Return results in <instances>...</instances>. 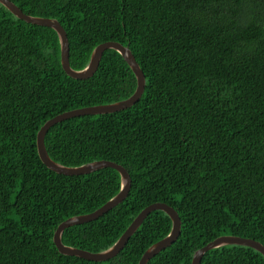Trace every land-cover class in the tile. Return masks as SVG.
Listing matches in <instances>:
<instances>
[{
	"label": "trees",
	"instance_id": "1",
	"mask_svg": "<svg viewBox=\"0 0 264 264\" xmlns=\"http://www.w3.org/2000/svg\"><path fill=\"white\" fill-rule=\"evenodd\" d=\"M24 12L58 19L70 64L93 49L127 45L145 77L131 107L54 124L50 156L65 165L108 159L132 178L128 196L63 242L90 251L111 246L148 205L165 202L181 234L147 264H191L223 234L264 244V0H12ZM137 78L115 49L90 77L69 76L57 31L0 3V264H138L172 220L151 211L125 247L103 261L59 251L53 237L70 216L92 212L121 188L118 170L65 175L40 158L37 133L57 114L130 97ZM201 264H264L253 247L206 251Z\"/></svg>",
	"mask_w": 264,
	"mask_h": 264
},
{
	"label": "water",
	"instance_id": "2",
	"mask_svg": "<svg viewBox=\"0 0 264 264\" xmlns=\"http://www.w3.org/2000/svg\"><path fill=\"white\" fill-rule=\"evenodd\" d=\"M4 6H6L15 16L23 19L27 22L39 25H45L54 28L60 39L61 46V64L65 72L74 78L85 79L92 76L98 69L102 56L106 49L112 48L117 50L127 61L131 69L133 70L137 78V87L134 93L125 99L115 102L97 104L92 106H84L74 108L57 114L56 116L47 120L39 129L37 133V149L42 161L51 169L58 173L65 175H80L88 174L99 170L104 167H112L119 171L121 176V188L120 191L109 199L102 206L96 210L85 213L73 215L62 221L54 233V243L59 251L66 255H74L85 258L87 260L103 261L116 256L128 243L130 237L140 227L146 216L153 210L160 209L165 211L172 220V227L170 232L160 240L149 246L142 255L138 264H147L149 260L158 254L160 251L171 245L181 234V217L178 211L171 205L165 202H154L146 206L126 228L123 234L109 247L100 251H90L76 246L67 245L63 242V234L67 227L82 224L85 222L97 219L99 216L108 212L113 207L121 203L129 194L132 184V178L129 171L122 165L115 161L108 159L93 160L77 166H69L54 160L46 147L45 137L49 129L56 123L75 116L87 115V114H102L110 113L118 110L126 109L134 105L142 96L145 85V74L135 58L132 50L129 46L115 40H108L98 44L92 51L90 61L82 69H75L70 64V44L67 32L61 22L56 18H50L45 16H37L24 12L15 2L12 0H0ZM228 244H240L255 248L264 255V244L254 238L235 235V234H223L202 248L198 249L192 259L191 264H201L203 255L206 251L216 248L222 245Z\"/></svg>",
	"mask_w": 264,
	"mask_h": 264
},
{
	"label": "clouds",
	"instance_id": "3",
	"mask_svg": "<svg viewBox=\"0 0 264 264\" xmlns=\"http://www.w3.org/2000/svg\"><path fill=\"white\" fill-rule=\"evenodd\" d=\"M6 7V6H5ZM7 8V7H6Z\"/></svg>",
	"mask_w": 264,
	"mask_h": 264
}]
</instances>
